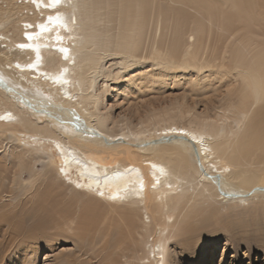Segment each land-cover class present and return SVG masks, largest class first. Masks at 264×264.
I'll return each instance as SVG.
<instances>
[{"label": "bare ground", "instance_id": "bare-ground-1", "mask_svg": "<svg viewBox=\"0 0 264 264\" xmlns=\"http://www.w3.org/2000/svg\"><path fill=\"white\" fill-rule=\"evenodd\" d=\"M22 3L31 12L19 10L17 0H0V148L9 155L0 161V195L11 192L21 168L32 160L52 159L60 183L47 181L43 169L36 188L28 182L22 191L32 197V190L41 187L37 193L47 199L64 184L95 202L118 207L121 226L107 250L126 252L125 264H176L169 251L173 239L214 230L217 237L229 236L232 219L258 210L264 217V0ZM148 16L154 25L142 54ZM167 20L172 21L171 35L163 46L156 35ZM107 51L119 55L125 67L147 61L166 68L128 78L138 80L137 89L168 70L205 71V78L225 80L238 104L196 117L194 126L166 122L149 127L151 117H146L108 127L107 116L98 112L100 91L91 90ZM15 105L27 113L14 110ZM251 108L243 127L226 123L243 122ZM189 111L178 109L180 116ZM59 169H76L79 180L72 173L68 179L81 188L61 179ZM92 187L104 194L106 189L112 201L97 197ZM56 204L46 201L40 212L33 211L25 238L48 228H54L53 239L62 235L60 228L73 230L72 211ZM81 221L77 218L75 225L89 230L88 222L79 225ZM87 232H75L74 239L85 240ZM114 262L109 258L105 264Z\"/></svg>", "mask_w": 264, "mask_h": 264}, {"label": "rangeland", "instance_id": "rangeland-1", "mask_svg": "<svg viewBox=\"0 0 264 264\" xmlns=\"http://www.w3.org/2000/svg\"><path fill=\"white\" fill-rule=\"evenodd\" d=\"M17 1L19 10L31 12V8L26 10L22 0ZM28 3L31 4V2ZM148 10L151 11V9ZM15 17L18 20L22 19L20 14ZM111 24L110 22L106 23L107 26ZM152 24L154 25V21H151L148 16L144 24L142 54L145 53L144 49L147 50L151 42L149 38L152 36ZM171 24L172 21L168 20L162 22L161 33L156 35L163 46L170 39ZM115 31L114 28L112 33ZM120 58L119 55L112 54V51H107L102 55L100 68L94 75L93 88L91 89L96 92L100 91L98 112L107 116L108 127H111L114 121L133 123L139 118L146 117H151V120L148 121L149 127H152L153 123L162 125L166 122L185 125L191 123L194 126L196 117L212 116L214 112L220 111L221 107L233 109L238 104V97L235 93L227 92L226 81L219 80L214 76L205 78L202 76L207 74L205 71L196 73L191 70H168L166 76L146 85L139 83L141 88L137 89L135 84L138 80L134 78L133 81L128 82V78L144 71H165L166 68L151 66L147 61L125 67ZM168 72H176L178 75H168ZM133 91H137L136 98L132 94ZM180 107L188 108L189 114L180 116L178 113ZM22 108L14 106V110L25 111ZM252 108L255 110V105ZM252 108L245 113L247 116L242 118V123H235L229 119L226 120V123L235 129L237 124L243 127ZM233 138L234 136L230 139ZM5 143L6 141H3V144ZM2 158L9 159L8 152L3 151V147L0 148V161H4ZM49 162L51 165L47 167ZM57 166L58 164H54L48 157L41 161L32 160L26 167L21 168L23 172L20 174L19 181L12 185L11 192H3L0 195V198L2 197L0 199V218H3L0 220V264H105L109 263V258L116 260L111 264H125L126 252L122 250L121 252L120 249L110 252L107 250L113 244L115 234L121 226L117 213L120 211L118 207H110L99 201L95 202L88 195L74 191L64 184L56 189L55 195L52 193V196L47 199L37 193L41 191V187L36 191L32 190L34 192L32 197L29 195L33 193L26 195L25 191H22V185L28 182L34 183L33 189L36 188L41 180L39 175L43 173V169L47 171L45 174L47 181L58 182L59 177L55 175ZM58 172L60 176L62 175L60 178L67 181L66 183L74 185L73 187L78 190L81 188L68 179L69 173H72L79 180L80 175L76 169L66 172L59 169ZM9 175V170H7L4 173L5 185H7ZM95 188L92 187L91 191L93 190L92 192L97 197L113 199L111 196L108 197L106 189H104V194L99 187ZM46 201L57 202L55 206L61 205L72 211L73 217L75 216L74 224H72L73 230H69L67 227L60 228L65 232L62 231L60 233L62 235L53 239L50 234L53 233L52 229L54 228H48L43 233L37 234L35 238H25L24 233L27 234L25 230L35 218L33 211H39ZM55 206L49 205V208L54 209ZM260 213L259 210L256 214L246 213L239 219L235 218L229 221V226L231 225V235L229 236L224 233L217 237L219 231L214 230L198 232L190 238L185 237L187 240L183 237L182 239L178 238L177 245L172 243L173 240H176L173 239L170 241L171 244L169 242V251L174 256L171 260L176 264H264V217ZM77 218L79 221L82 219L84 224L88 222L89 230L76 226ZM82 221L79 222V225L83 224ZM196 223L199 222L196 221ZM134 224L136 226L137 222ZM243 228L247 230L246 235L240 234ZM77 230L81 234L88 231L87 238L76 241L74 233L78 232ZM226 230L228 229L226 228ZM226 230L224 229V231ZM256 235L258 236L256 237ZM241 236L249 238L243 239Z\"/></svg>", "mask_w": 264, "mask_h": 264}, {"label": "snow or ice", "instance_id": "snow-or-ice-1", "mask_svg": "<svg viewBox=\"0 0 264 264\" xmlns=\"http://www.w3.org/2000/svg\"><path fill=\"white\" fill-rule=\"evenodd\" d=\"M55 2H58V0H55ZM49 19L51 20L52 18H51V17H49ZM21 47H24V45H21Z\"/></svg>", "mask_w": 264, "mask_h": 264}]
</instances>
